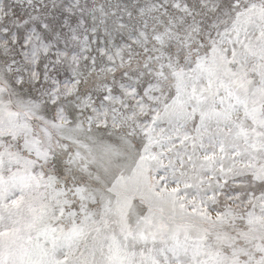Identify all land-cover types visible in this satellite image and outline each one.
I'll use <instances>...</instances> for the list:
<instances>
[{
	"label": "snow or ice",
	"instance_id": "obj_1",
	"mask_svg": "<svg viewBox=\"0 0 264 264\" xmlns=\"http://www.w3.org/2000/svg\"><path fill=\"white\" fill-rule=\"evenodd\" d=\"M0 264H264V0H0Z\"/></svg>",
	"mask_w": 264,
	"mask_h": 264
}]
</instances>
